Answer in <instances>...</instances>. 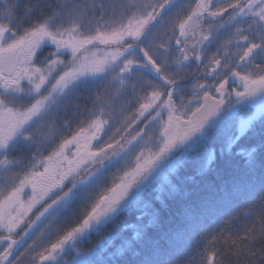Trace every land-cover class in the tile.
<instances>
[{
	"label": "snow or ice",
	"instance_id": "6c2138e0",
	"mask_svg": "<svg viewBox=\"0 0 264 264\" xmlns=\"http://www.w3.org/2000/svg\"><path fill=\"white\" fill-rule=\"evenodd\" d=\"M236 197L188 264H264V0H0V264H180Z\"/></svg>",
	"mask_w": 264,
	"mask_h": 264
},
{
	"label": "trees",
	"instance_id": "16d2710c",
	"mask_svg": "<svg viewBox=\"0 0 264 264\" xmlns=\"http://www.w3.org/2000/svg\"><path fill=\"white\" fill-rule=\"evenodd\" d=\"M15 2V0H14ZM19 3L22 5H27L29 3H35L36 0H18ZM178 2L181 4V6H185L188 3V0H178ZM47 50L44 51L43 55H47ZM247 111L244 114H241L242 110L238 112V114L235 116V119L233 118L229 124L228 127L231 131H235L238 125L239 118H242L243 116L250 113L249 108H245ZM244 110V109H243ZM257 143L255 139H249L245 138L240 141V145L244 147H249L253 144ZM218 147V146H217ZM233 177L228 174H224L223 179L224 180H231ZM257 184L259 183V173H257L256 177ZM202 195H208V193H202ZM242 198L236 197L229 201H226L225 203L221 204L218 207L217 212L212 216H207L202 219L197 225H194L192 228L188 229L187 231L182 232L179 236L175 238L172 244H167L162 242V248L165 251L168 258L179 261L180 264H188V261L191 256H194L199 248L203 247V236L207 232H211L215 229L216 225L220 222L221 217H226L232 213L234 208L241 203ZM75 211L71 212L68 217V222L72 223L75 221L76 217L78 216L79 212L83 209L82 204L74 205ZM35 211V210H34ZM129 220H131V216L127 217ZM243 222V221H242ZM167 227H175V223L173 225H166ZM54 238V237H53ZM97 237H92V242L94 243L96 241ZM31 243V240L28 241ZM49 242V239L47 242H45V239L41 242L44 244H47ZM91 245L87 243L86 241L82 243L81 250L86 251ZM66 255L64 257L68 258ZM72 259V258H71ZM70 259V260H71Z\"/></svg>",
	"mask_w": 264,
	"mask_h": 264
},
{
	"label": "rangeland",
	"instance_id": "374dc122",
	"mask_svg": "<svg viewBox=\"0 0 264 264\" xmlns=\"http://www.w3.org/2000/svg\"><path fill=\"white\" fill-rule=\"evenodd\" d=\"M47 53V52H46ZM244 109V110H243ZM243 109H241L242 110V112H241V114H244L246 111H247V109H245V108H243ZM250 109V113L249 114H247V115H245V116H243L242 118H247L248 116H250L255 110L253 109V108H249ZM240 110V111H241ZM239 111V112H240ZM234 119H235V117H233ZM232 118V119H233ZM240 119V118H239ZM113 171H115V170H113ZM109 176H111L112 175V173L110 172L109 174H108ZM83 205V204H82ZM34 239L36 238V237H33ZM45 239V242H47L48 241V237H45L44 238ZM42 241H38V243H41ZM66 256V255H65ZM68 258H66V257H63V260H68V261H70V259L72 258V256L71 255H69V256H67ZM61 264H63V261L61 262Z\"/></svg>",
	"mask_w": 264,
	"mask_h": 264
}]
</instances>
